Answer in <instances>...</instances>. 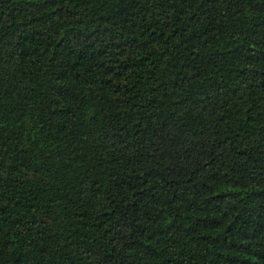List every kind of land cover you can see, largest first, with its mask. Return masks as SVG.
<instances>
[{"label":"trees","instance_id":"trees-1","mask_svg":"<svg viewBox=\"0 0 264 264\" xmlns=\"http://www.w3.org/2000/svg\"><path fill=\"white\" fill-rule=\"evenodd\" d=\"M0 264H264V0H0Z\"/></svg>","mask_w":264,"mask_h":264}]
</instances>
